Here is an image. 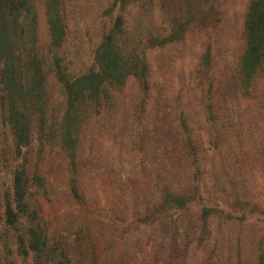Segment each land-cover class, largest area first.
I'll return each mask as SVG.
<instances>
[{
    "label": "rangeland",
    "instance_id": "1",
    "mask_svg": "<svg viewBox=\"0 0 264 264\" xmlns=\"http://www.w3.org/2000/svg\"><path fill=\"white\" fill-rule=\"evenodd\" d=\"M36 1L37 44L52 57L50 12ZM212 1V11L204 8L209 23L198 22L184 41L160 48L144 36L145 72L122 88L103 82L84 103L87 118L72 144L64 142L65 81L54 70L46 71L50 119L44 127L32 120L26 148H16L0 90V264H34L2 228L12 179L23 169L33 183L31 210L58 243V264H66L64 253L76 264L264 260V65L250 80L241 71L247 0ZM99 4L105 0H67L70 36L58 49L70 80L97 69ZM150 17L157 29L165 22L158 10ZM171 190L190 202L188 211L161 206ZM205 205L213 212L204 226Z\"/></svg>",
    "mask_w": 264,
    "mask_h": 264
},
{
    "label": "trees",
    "instance_id": "2",
    "mask_svg": "<svg viewBox=\"0 0 264 264\" xmlns=\"http://www.w3.org/2000/svg\"><path fill=\"white\" fill-rule=\"evenodd\" d=\"M35 1L0 0V90L3 91L2 102L10 104V109L12 108V135L18 149L29 145L31 135L27 131L33 119H39L42 127L50 119L45 97L49 78L46 71L50 73L54 70L55 75L65 81L67 109L63 118L67 131L64 142L72 144L73 133L87 118L84 103L96 100L103 91V82L113 88H122L131 75L145 72V66L140 60V43L144 36L149 39H146L149 44L160 48L184 41L199 23L206 20L209 23L208 17L211 19L212 15L206 16L204 8L208 11L213 8L212 0H105V5L99 4L102 7L99 13L102 27L99 29L103 34L95 48L97 69L92 68L70 80L58 49L70 36L66 21L67 0H42L46 11L50 12L49 16L46 15L50 45L57 48L52 57L49 51H45L48 55L41 52L37 44L39 18ZM247 2V46L241 61V71L250 80L253 72L264 65V0ZM136 9L138 14L129 17L130 11ZM155 10L161 12L162 19L164 18L165 22L158 27L164 28H161L162 31L156 25L152 27L155 23L150 22H153L150 15ZM148 25L151 28H147ZM154 29L159 32L152 33L151 30ZM43 64L49 66L44 67ZM19 172L12 179L14 188L5 205L2 228L18 244L20 254H32L34 264H58L63 260L60 254L53 255L54 250H57L53 246L58 243L49 238L47 222L30 207L29 195L32 193L33 183L25 169L23 172L26 177ZM161 206H167L168 210L188 211L190 202L171 190L167 191ZM200 212L199 218L204 221L205 226L213 207L205 205ZM156 214H159L158 211ZM64 257L66 264H76V259L66 253ZM258 264H264V260L261 259Z\"/></svg>",
    "mask_w": 264,
    "mask_h": 264
}]
</instances>
